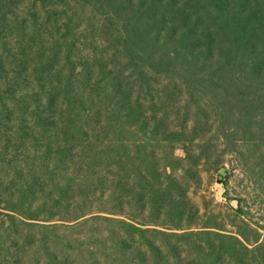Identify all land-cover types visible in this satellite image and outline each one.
Listing matches in <instances>:
<instances>
[{"label": "trees", "instance_id": "16d2710c", "mask_svg": "<svg viewBox=\"0 0 264 264\" xmlns=\"http://www.w3.org/2000/svg\"><path fill=\"white\" fill-rule=\"evenodd\" d=\"M23 1L0 0L2 50L21 47L0 264H264L243 199L230 232L187 192L205 164L225 192L229 155L264 203V0Z\"/></svg>", "mask_w": 264, "mask_h": 264}, {"label": "rangeland", "instance_id": "374dc122", "mask_svg": "<svg viewBox=\"0 0 264 264\" xmlns=\"http://www.w3.org/2000/svg\"><path fill=\"white\" fill-rule=\"evenodd\" d=\"M32 5L33 3L30 0L23 1L20 11L24 12L26 16L33 9ZM14 43L16 44V42H13L11 45L14 46ZM7 48L10 49L11 53L7 52V54H4L0 45V55L3 58L2 60L0 59L1 64H3V71L0 72V99L4 100H10V97L5 92V84L11 79L9 72L20 69L19 62L16 61L18 64H15L10 55L19 53L21 51L20 45L16 47L7 45ZM16 98H19L18 92L13 97V99ZM14 108L10 106L11 110ZM14 117L17 118V114ZM175 155L182 156L183 153L176 149ZM223 160V168L231 173L227 189L225 190L227 194H225L222 185L218 181L217 172L209 164L199 168L200 182L197 185L190 184L188 187V197L199 209L200 224L210 219L212 224L224 226L226 231L233 232L234 227L231 226V222L235 221V212L232 210V205L234 206L235 203H231V205L227 200L228 196L230 198L243 199L241 205L244 210H250V221L254 224L258 223L264 228V203L259 198L260 194L242 175L241 168L234 156L226 155Z\"/></svg>", "mask_w": 264, "mask_h": 264}]
</instances>
